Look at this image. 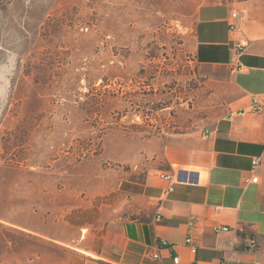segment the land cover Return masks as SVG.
Masks as SVG:
<instances>
[{"label":"rangeland","instance_id":"1","mask_svg":"<svg viewBox=\"0 0 264 264\" xmlns=\"http://www.w3.org/2000/svg\"><path fill=\"white\" fill-rule=\"evenodd\" d=\"M242 1L0 0V264H74L49 244L40 260L26 225L121 240L125 172L224 108L193 57L196 10Z\"/></svg>","mask_w":264,"mask_h":264},{"label":"crops","instance_id":"2","mask_svg":"<svg viewBox=\"0 0 264 264\" xmlns=\"http://www.w3.org/2000/svg\"><path fill=\"white\" fill-rule=\"evenodd\" d=\"M233 22L238 30L231 29ZM244 37L250 45L241 57L244 68L238 69L233 53ZM193 57L204 81L222 97L223 111L204 128L162 146L143 177L125 172L120 187L134 203L118 242L88 248L84 227L73 225L68 238L26 225V239L40 243V260L49 244L62 248L74 264H264V110L249 112L256 99L264 103V8L252 0L200 5ZM160 171L175 175L168 194ZM254 176L257 182L251 181ZM218 226L231 230L216 232ZM247 233L257 239L256 249ZM188 236L196 251L186 244Z\"/></svg>","mask_w":264,"mask_h":264},{"label":"built area","instance_id":"3","mask_svg":"<svg viewBox=\"0 0 264 264\" xmlns=\"http://www.w3.org/2000/svg\"><path fill=\"white\" fill-rule=\"evenodd\" d=\"M235 16H238L237 13H235ZM231 29L232 30H238L239 29V25L236 22L231 23ZM250 45V39H248L247 37L241 38L237 41L235 48H234V53H233V65L235 67H237L238 69H242L244 68V65L241 61V57L242 55L245 53V51L248 49ZM264 110V103L261 102L260 100L256 99L254 101V103L252 104L251 109H249V112L251 113H260ZM260 158H256L254 163L257 164L259 163ZM159 176L164 179L165 181L168 182V185L166 188L163 189V193L164 194H168L170 192H172L174 190V184H175V175L173 173L167 172V171H160L159 172ZM250 180V179H249ZM252 182H257L258 181V176H254L251 179ZM162 215L158 214L157 215V219H161ZM231 228L228 226H223V227H216L215 231L219 232V231H230ZM242 231L245 232L244 229H242ZM246 239L251 247V249H256L258 247V242L257 239L250 235V234H245ZM186 244L193 250L196 251L197 250V244L194 242L192 236H188L186 238ZM153 256L155 258H159L160 255L158 252L154 253ZM179 257H175V261L178 262Z\"/></svg>","mask_w":264,"mask_h":264}]
</instances>
